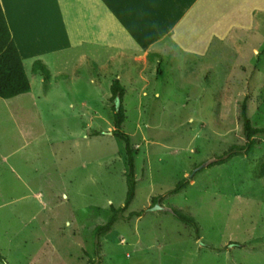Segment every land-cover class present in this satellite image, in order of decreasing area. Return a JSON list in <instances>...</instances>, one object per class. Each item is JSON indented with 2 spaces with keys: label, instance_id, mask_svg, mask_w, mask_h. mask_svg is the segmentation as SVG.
Returning a JSON list of instances; mask_svg holds the SVG:
<instances>
[{
  "label": "rangeland",
  "instance_id": "obj_1",
  "mask_svg": "<svg viewBox=\"0 0 264 264\" xmlns=\"http://www.w3.org/2000/svg\"><path fill=\"white\" fill-rule=\"evenodd\" d=\"M159 12L148 13V41L128 43L124 58L119 44L65 47L46 59V90L30 66L31 90L0 99V264H264V133L252 152L198 168L245 142L243 103L250 123L264 126V0L249 20L238 6L211 18L197 10L161 39L173 14ZM147 44L146 59L132 57ZM114 78L136 150L124 213H143L96 238L126 194ZM183 177L188 184L170 192ZM155 199L192 215L198 234L171 211L150 210Z\"/></svg>",
  "mask_w": 264,
  "mask_h": 264
},
{
  "label": "crops",
  "instance_id": "obj_2",
  "mask_svg": "<svg viewBox=\"0 0 264 264\" xmlns=\"http://www.w3.org/2000/svg\"><path fill=\"white\" fill-rule=\"evenodd\" d=\"M6 1L8 9H12V20L8 18V13H5V18L25 69L30 68L36 59H41L48 68H51L46 60L48 56L53 58L65 47L93 42L106 45L107 51L118 50L119 55L124 58L128 43L133 40L144 43L148 41L146 34L149 11H161L158 14L159 17L163 10L173 14L167 23L166 30L156 37L161 39L162 36L173 33L185 15H193L191 20L193 21L197 16V10L206 12L208 15L205 16L211 18L216 15V12H227L232 6H238V9L244 13L243 19L249 20L245 12L253 15L258 9V0ZM0 2L2 8L3 0ZM151 28L154 29L153 26ZM133 35L136 37L134 38ZM115 44H119L115 47L117 50H114ZM148 51L147 44L140 52L133 53L132 57L139 56L146 59ZM108 58H112V53H109ZM66 75L68 77V72Z\"/></svg>",
  "mask_w": 264,
  "mask_h": 264
},
{
  "label": "trees",
  "instance_id": "obj_3",
  "mask_svg": "<svg viewBox=\"0 0 264 264\" xmlns=\"http://www.w3.org/2000/svg\"><path fill=\"white\" fill-rule=\"evenodd\" d=\"M31 71L32 73H40L43 79V87L46 90L51 77L50 70L47 65L41 59H36L31 65ZM30 90V80L26 73L21 55L11 35L0 2V99H9L17 95L27 93ZM124 94L125 86L120 82L118 78H114L110 84L109 97V99L114 102L112 107L113 118L111 121L113 124L112 134L120 138L123 142V150L125 153L127 167L125 172L126 194L123 204L117 207L111 205V212L107 219L103 223L96 225V227L94 228V236L96 238L102 233L110 231L114 223L119 218L129 220L133 216L139 217L143 213V210H130L126 214L124 213L128 209L130 203L134 198L137 183V176L135 174L136 150L131 144V136L122 130V122L125 119V109L122 104ZM241 115L243 120L242 124L245 142L243 144H231L223 154L216 156V159L209 163L210 165L214 163H221L227 156L232 154H248L252 152L255 145L259 143L255 135L258 133H264V126H254L250 123L251 120L247 115L246 103H243V105L241 106ZM262 165L264 166V162L262 163ZM263 166L261 172L264 171ZM189 180L190 178L187 177L181 178L170 190V192H179L186 186V184H188ZM156 201L157 199L152 202V205H154ZM170 207L172 209V213L176 218L192 225L195 228L196 233L198 234V226L195 218L192 215L183 212L177 207ZM229 244L242 246L241 243L235 241H230ZM97 245L99 246L98 242ZM0 260L2 262H5L1 253ZM87 264H97V262L94 259L90 258L88 259Z\"/></svg>",
  "mask_w": 264,
  "mask_h": 264
},
{
  "label": "water",
  "instance_id": "obj_4",
  "mask_svg": "<svg viewBox=\"0 0 264 264\" xmlns=\"http://www.w3.org/2000/svg\"><path fill=\"white\" fill-rule=\"evenodd\" d=\"M208 163H210V160H208V161L202 163L198 168H201V167L207 165ZM149 209H150V210H153V211H155V210H165V209H166V210H169V211L172 212V209H171V208L161 206V205L159 204V202H156V203H155L154 205H152Z\"/></svg>",
  "mask_w": 264,
  "mask_h": 264
}]
</instances>
